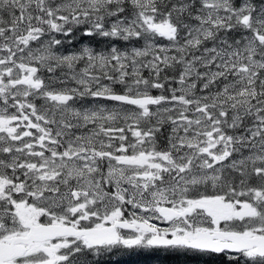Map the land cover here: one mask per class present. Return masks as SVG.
I'll return each instance as SVG.
<instances>
[{
  "label": "snow or ice",
  "instance_id": "6c2138e0",
  "mask_svg": "<svg viewBox=\"0 0 264 264\" xmlns=\"http://www.w3.org/2000/svg\"><path fill=\"white\" fill-rule=\"evenodd\" d=\"M118 248L264 264V0H0V264Z\"/></svg>",
  "mask_w": 264,
  "mask_h": 264
},
{
  "label": "trees",
  "instance_id": "16d2710c",
  "mask_svg": "<svg viewBox=\"0 0 264 264\" xmlns=\"http://www.w3.org/2000/svg\"><path fill=\"white\" fill-rule=\"evenodd\" d=\"M76 36L80 37L77 32ZM79 40V41H78ZM73 40L77 42H90L93 45L97 44L95 38H82ZM64 45H71L65 43ZM147 75V72H145ZM108 83V82H107ZM116 90L120 91V86H116ZM156 91V90H154ZM204 259L203 257L186 256L174 253L164 249H123L118 248L111 252L110 255L104 257L105 264H186V262Z\"/></svg>",
  "mask_w": 264,
  "mask_h": 264
},
{
  "label": "rangeland",
  "instance_id": "374dc122",
  "mask_svg": "<svg viewBox=\"0 0 264 264\" xmlns=\"http://www.w3.org/2000/svg\"><path fill=\"white\" fill-rule=\"evenodd\" d=\"M77 38H79V36H76ZM78 40V39H75V41ZM79 41V40H78ZM81 44L82 42H77V43H74V44H71V45H64V48L67 50V51H75L77 50L79 47H81ZM93 45V44H92ZM93 46H96V47H100L101 45H93ZM108 81H105V83H107ZM154 94H157L156 91H154ZM80 101L78 100L77 101V104H79ZM85 105L87 106H91L93 104V101L91 99H87L83 102ZM99 103H107V102H104V101H100ZM127 215V213H126ZM152 223L156 224L158 227H161V228H165V227H168L169 225L166 223V222H163L161 220H152L151 221Z\"/></svg>",
  "mask_w": 264,
  "mask_h": 264
}]
</instances>
